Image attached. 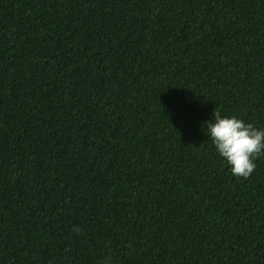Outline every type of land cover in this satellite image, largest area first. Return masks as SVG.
<instances>
[{"label":"trees","instance_id":"obj_1","mask_svg":"<svg viewBox=\"0 0 264 264\" xmlns=\"http://www.w3.org/2000/svg\"><path fill=\"white\" fill-rule=\"evenodd\" d=\"M264 0H0V264H264Z\"/></svg>","mask_w":264,"mask_h":264},{"label":"clouds","instance_id":"obj_2","mask_svg":"<svg viewBox=\"0 0 264 264\" xmlns=\"http://www.w3.org/2000/svg\"><path fill=\"white\" fill-rule=\"evenodd\" d=\"M204 123L207 138L231 174L247 178L256 168V158L264 153V128L216 113L211 121Z\"/></svg>","mask_w":264,"mask_h":264}]
</instances>
